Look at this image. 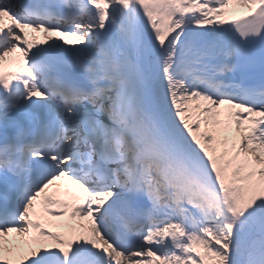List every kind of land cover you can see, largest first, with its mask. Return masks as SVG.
<instances>
[{
  "label": "snow or ice",
  "instance_id": "obj_1",
  "mask_svg": "<svg viewBox=\"0 0 264 264\" xmlns=\"http://www.w3.org/2000/svg\"><path fill=\"white\" fill-rule=\"evenodd\" d=\"M0 264H264V0H0Z\"/></svg>",
  "mask_w": 264,
  "mask_h": 264
}]
</instances>
